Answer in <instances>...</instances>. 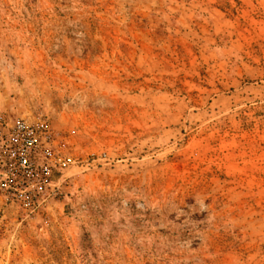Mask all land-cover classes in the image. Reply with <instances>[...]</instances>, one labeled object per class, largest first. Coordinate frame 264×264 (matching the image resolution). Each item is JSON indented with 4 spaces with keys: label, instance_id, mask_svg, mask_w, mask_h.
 <instances>
[{
    "label": "rangeland",
    "instance_id": "374dc122",
    "mask_svg": "<svg viewBox=\"0 0 264 264\" xmlns=\"http://www.w3.org/2000/svg\"><path fill=\"white\" fill-rule=\"evenodd\" d=\"M0 113L74 161L0 264H264V0H0Z\"/></svg>",
    "mask_w": 264,
    "mask_h": 264
},
{
    "label": "built area",
    "instance_id": "2783aa9c",
    "mask_svg": "<svg viewBox=\"0 0 264 264\" xmlns=\"http://www.w3.org/2000/svg\"><path fill=\"white\" fill-rule=\"evenodd\" d=\"M54 139L45 121L0 113V196L22 209L45 206L59 189L62 170L74 163L56 150Z\"/></svg>",
    "mask_w": 264,
    "mask_h": 264
}]
</instances>
